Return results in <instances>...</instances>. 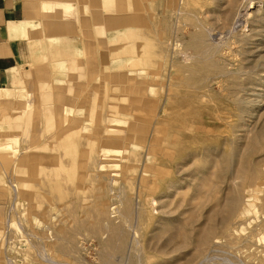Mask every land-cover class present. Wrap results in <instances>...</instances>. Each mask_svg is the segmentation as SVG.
Returning a JSON list of instances; mask_svg holds the SVG:
<instances>
[{"label": "rangeland", "instance_id": "1", "mask_svg": "<svg viewBox=\"0 0 264 264\" xmlns=\"http://www.w3.org/2000/svg\"><path fill=\"white\" fill-rule=\"evenodd\" d=\"M104 1L0 88V264H264V0Z\"/></svg>", "mask_w": 264, "mask_h": 264}, {"label": "crops", "instance_id": "2", "mask_svg": "<svg viewBox=\"0 0 264 264\" xmlns=\"http://www.w3.org/2000/svg\"><path fill=\"white\" fill-rule=\"evenodd\" d=\"M106 6L97 0H0V88L30 63L37 43H52L58 36L80 31L81 18L92 30L91 16L98 7L108 14Z\"/></svg>", "mask_w": 264, "mask_h": 264}, {"label": "bare ground", "instance_id": "3", "mask_svg": "<svg viewBox=\"0 0 264 264\" xmlns=\"http://www.w3.org/2000/svg\"><path fill=\"white\" fill-rule=\"evenodd\" d=\"M249 10V9H248ZM161 60V59H160ZM263 74V73H262ZM88 139V138H87Z\"/></svg>", "mask_w": 264, "mask_h": 264}]
</instances>
